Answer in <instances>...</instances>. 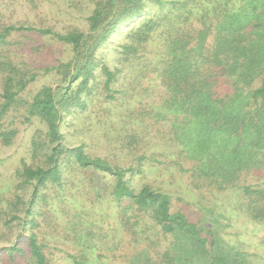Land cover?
<instances>
[{"label":"trees","instance_id":"obj_1","mask_svg":"<svg viewBox=\"0 0 264 264\" xmlns=\"http://www.w3.org/2000/svg\"><path fill=\"white\" fill-rule=\"evenodd\" d=\"M91 1L93 9L86 17L88 27L85 31L73 29L61 33L50 27L37 28L24 24H7L0 27V142L4 145L11 143L17 134L13 124L19 117L25 123L39 121L45 126V131H38V134L44 131V138H36L35 134L29 143L32 157L43 159L33 165L22 162L21 169L17 170L18 181L14 187L16 195L14 200L7 202L9 207L5 204L7 219L4 223L7 225L18 219V224L23 226V230L27 229L28 224L36 226L35 205L39 201H46L45 193L41 192L49 189V186H63L65 172L75 169L92 171L98 175H109L111 178L107 186L102 184V179L96 178L94 186L101 183L98 187H102V190L94 189L95 199L111 197L108 199L110 204L106 203V207L112 205L111 207L115 208L114 217L123 230L122 234L127 236L125 245L118 242L121 247H128V253L125 255L127 264H188L191 261L187 256L189 254L196 255L199 263L204 257L207 260L204 264H251L247 259L248 254L237 250L238 247L229 245L222 239L224 248L218 247L221 244L217 243L218 237L214 228L189 220V215L183 211L173 210L168 191L146 183L135 189L132 178L141 175L144 166L157 160L156 156L163 153L157 141L164 139L176 155L167 167L175 166L180 172H189L190 177L197 180L196 185L201 186L207 182L217 191L236 186L238 180L235 176L242 175L240 171L242 168L246 169L243 164L247 160L235 159L237 167L224 168V163H218L217 152H195L201 143L194 140L197 137L192 138L191 133L194 130L207 134L218 133L216 139L224 145V158L230 139L245 132L257 135V127H261L264 137V70L261 71L260 83L256 86L251 87L243 81L241 86L239 82H232L234 90L232 88L231 93L221 96L214 92L220 76L230 77L238 64L254 65L257 57L255 54L260 53L262 49L264 51V44L260 50L257 45L250 44L248 38L236 41L235 30L236 25L240 24L238 27L244 31V24L251 33L264 35V0ZM227 19L229 24L234 26L231 29L232 37L224 35ZM134 20L138 21L130 27ZM30 31L50 35L56 41L69 46L72 56L60 60L57 65L45 66V73L58 76V82L55 86L41 85L28 100L23 95L37 73L32 72L28 61L16 58L14 49L19 41H16L14 36H26L23 34ZM122 31V42L118 43L116 48L120 50L123 60L129 63L132 61L131 57L137 56L153 39L162 41L164 47H171L172 50L176 48L185 51L186 48V55L190 53L191 47H187L192 42H195L192 47L198 48L196 54L187 58L166 53L158 54V59L150 61L155 62L151 63V72L159 80V85L166 90L168 99L165 102L169 105L167 107L178 110V114L174 118L175 121H165L169 126H160L156 120L144 122L145 118L142 119L141 116L147 112L132 111L130 121H140L141 136H136L134 131L125 136L124 141L129 148L137 149L132 163L127 166L111 164L105 158L88 154L84 143L65 145L60 132L61 123L66 114L71 112V106L81 109L86 107L84 98L92 95L97 89L98 76H102V89L111 91L117 71H111L106 65H102L97 73L99 64L95 60V53L115 34ZM207 31L214 33V39L200 47L196 39ZM224 38L226 43L232 40L235 42L224 45ZM258 60L259 66L264 69V59ZM74 82H77L76 89L71 87ZM233 93H239V97L235 98ZM105 97L115 98L110 93ZM212 107L219 108V111L209 113ZM238 120H241L240 123ZM220 132L226 135L219 139ZM145 136L154 138L147 151L145 147L148 142L140 143ZM206 146H210V143H206ZM240 146L239 142L235 150H239L242 147ZM163 150L167 149L164 147ZM185 161L193 162L192 167L186 168ZM259 161L264 162V155ZM217 163L218 166L215 167ZM241 164L238 172L234 171ZM255 167L248 171L256 169ZM26 187H32V191L28 199L23 201V195L19 191ZM106 187H109L108 194ZM239 188L245 200L242 198L236 208L245 212L255 222L263 220L264 205L258 204L257 198L264 197V186L250 183ZM102 200L101 204L104 203ZM22 202L24 203L20 209L18 204ZM87 235V250L69 255L72 263L87 264V261H93L95 264H105L104 260L108 256L104 252L106 244L102 241L105 230L91 221L87 227ZM22 237L23 235H20V238ZM27 238L26 247L19 242L3 247L1 251H5L7 259L14 264H48L44 251L46 244L38 242L34 233L27 235Z\"/></svg>","mask_w":264,"mask_h":264},{"label":"rangeland","instance_id":"obj_2","mask_svg":"<svg viewBox=\"0 0 264 264\" xmlns=\"http://www.w3.org/2000/svg\"><path fill=\"white\" fill-rule=\"evenodd\" d=\"M92 9L93 2L91 0H0V27L7 24H24L37 28L50 27L61 33L73 29L85 31L88 27L86 17ZM137 21L134 20L130 27ZM238 25L240 24H237L235 29L236 41L248 38L250 44L257 45L261 50L264 44V35L251 33L243 26L244 24H242L243 31ZM232 28L234 26H231L227 19L224 24V35L232 37ZM122 33L123 31L115 34L95 53V60L99 64L96 68L97 73L100 72L99 68L102 65H106L111 71H117L111 91L107 92L102 89V76H98L97 89L92 95L84 98L86 107L81 109L71 106V112L66 114L61 123L60 132L65 145L75 146L84 143L85 151L88 154L105 158L111 164L127 166L132 163L131 160L137 153V149L129 148L124 141L125 136L132 131L136 136H141L139 133L140 121H130L132 111L147 112L141 116L142 119L145 118L144 122L156 120L160 126H169L165 121H169V119L172 122L175 121L174 118L178 114V110L167 107L169 105L165 102L168 99L166 90L159 85V80L151 72V63H155L154 61L159 58L158 54L170 53L171 56L187 58V56L196 54L198 48L192 47L195 43L192 42L187 47V49L191 47L190 53L186 55V48L185 51L176 48L172 50L171 47H164L162 41L153 39L137 56H132V61L129 63L123 60L120 50L116 48V45L122 42ZM23 35L26 36H22V34L14 36L16 41H19L16 43L14 52L16 58L28 61L33 69L32 72L37 73L34 81L27 86L23 95L30 100L41 85L55 86L58 82V76L53 73H45L43 68L47 65H57L62 59H69L72 56V51L69 46L56 41L50 35H41L35 31L25 32ZM211 39H214V33L207 31L202 34V37L196 39V43L203 47L206 42L211 43ZM229 39L232 40V38ZM232 42L235 40L225 42L224 45ZM35 48L36 50H34ZM255 55L259 58L255 57L254 65L238 64L233 75L230 77L220 76L214 92L221 96L231 93V89L234 90L235 82H239L240 86L242 81L246 84L249 83L251 87L258 85L261 71L264 69L259 66L257 61L264 59L263 49ZM151 60L154 61L150 62ZM1 79L2 74L0 73V85ZM232 82L234 83L231 84ZM76 83L71 84L73 89L77 88ZM109 93L113 94L115 98L106 99L105 96ZM232 95L235 98L239 97V93ZM236 103L239 104V102ZM73 105L75 104L73 103ZM140 108L141 110H139ZM218 111L217 107L209 109V113ZM240 121L238 120L239 123ZM13 127L17 129V134L11 143L4 145L0 142V193H2L0 195V264H14L7 259V253L1 249L19 242L25 245L23 247H26L27 235L30 233L36 235L38 242L46 244L44 251L48 264H73L69 255L79 254L80 250L84 252L87 250L86 245L89 244L87 227L91 221L105 230L102 241L104 245L106 244L104 252L108 256L104 263L127 264L125 255L128 253V247H121L118 244L120 242L125 245L127 236L122 234L123 230L120 229V225L114 217L115 208L111 207L112 205L106 207V203L110 204L108 199L111 197L107 196L103 200L101 199L103 204L100 199H95V190L97 188L102 190L98 184L107 186L111 181L109 175H98L92 171H77L76 169L65 172L63 186H49V189L41 192L45 193L46 201H39L35 205L36 226L28 224L27 229L23 230V226L18 224V219L12 220L7 225L4 223L7 219L5 216L6 205L9 207L7 202L10 199L14 200L16 195L14 187L18 181L17 170L21 169L22 162L33 165L43 159L42 157H32L29 143L35 134L36 138L38 136L44 138V124L39 121L28 124L19 117ZM257 129V135H249V132H245L230 139L225 158L224 145L222 142H217L216 139L218 133L207 134L197 130L191 133V137H197L194 140H199L201 143L195 152L204 153L207 150L217 152L216 156L219 161L217 162L219 165L224 163V168L234 169L237 167L235 159L244 158L247 160L243 164L246 169L242 168L240 171L242 175L235 176L238 181L234 187L217 191L207 182L201 186L196 185L197 180L190 177L189 172H180L175 166L167 167L166 165L171 159H175L176 155L168 145V141L164 139L155 140V143L156 141L159 143L158 147L163 153L156 156L157 160L148 162V166H144L141 175L132 178V185L135 189H139L146 183L162 191H168L171 195L173 210L183 211L189 215V220L214 228L218 244H221L223 240L229 245L238 247L237 250L245 251L251 264H264V219L255 222L245 212L236 208L243 198V193L239 188L241 185L256 183L264 186V162L259 161L264 155V137L261 127H257ZM40 130L44 131L38 134ZM223 133L220 132L218 138L226 135ZM144 141L148 142L145 147V151H147L149 143H152L154 138L145 136L140 143ZM239 142L242 147L240 146L241 148L237 152L235 146ZM206 143H210V146H206ZM164 147L167 150H163ZM229 159H231L230 162ZM192 163L185 161L184 166L192 167ZM218 163L215 167L218 166ZM253 166H256V169L248 171ZM241 167L242 164L234 171L238 172ZM96 178L102 179V184L96 182L98 184L95 187ZM108 190L109 187H106V194H108ZM31 191L32 187H26L19 191L23 195V201L28 199ZM99 192L103 193V191ZM23 203L18 204L20 209ZM257 203L264 205V197L257 198ZM18 212L21 213V211ZM20 215L25 216L24 214ZM20 235L23 237L20 238ZM222 245L224 244L218 247L224 248ZM187 256L191 260L188 264H204L207 261L202 257L201 263H199L196 255L189 254ZM87 264L95 263L87 261Z\"/></svg>","mask_w":264,"mask_h":264}]
</instances>
